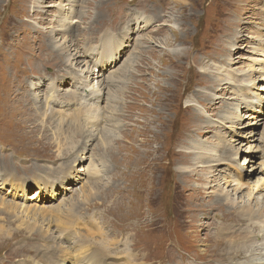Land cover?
I'll use <instances>...</instances> for the list:
<instances>
[{
  "label": "rangeland",
  "instance_id": "374dc122",
  "mask_svg": "<svg viewBox=\"0 0 264 264\" xmlns=\"http://www.w3.org/2000/svg\"><path fill=\"white\" fill-rule=\"evenodd\" d=\"M69 46L98 50L108 61L92 77L115 81L93 138L69 94ZM203 151L239 155L197 166ZM263 196L264 0H0V264L129 254L127 218L152 264L256 263L264 209L254 224L238 215Z\"/></svg>",
  "mask_w": 264,
  "mask_h": 264
},
{
  "label": "bare ground",
  "instance_id": "6f19581e",
  "mask_svg": "<svg viewBox=\"0 0 264 264\" xmlns=\"http://www.w3.org/2000/svg\"><path fill=\"white\" fill-rule=\"evenodd\" d=\"M152 11H155V13H153ZM63 12H65V11L63 10ZM63 12H61V13H63ZM157 12H158V8H155V7L151 8L150 7L149 11H148V16L152 15V16L157 18ZM65 16H66V14L64 15V17ZM73 20H74V17H73V19H71V22ZM152 22L155 23L154 18H153ZM153 23H152V25H153ZM148 25L149 24H146V27ZM104 39H105V37H104ZM104 46L106 47V53H107L106 56L110 55L112 47L117 49V44L112 42V41L104 42ZM68 48H70V50L67 51L68 52V54L66 56L67 68H65V69H68V71H75L74 73H77V75H76V82L77 83L74 85V90L70 91L69 94L73 95V97L75 99L74 104L79 106L81 108V110L84 112V115H85L84 116L85 117L84 118V122H83L84 131H86V133L89 134L88 138H91V137L93 138V137H95L96 133H98V131L100 130L99 128L105 123L104 122V118H103L102 109H100V107L98 106V103H102L104 101V98L102 97L103 88L106 87L107 89L110 90V88L115 85L114 84L115 81H113V80H99L100 75L92 77V75H93L92 73H98L99 74L100 70H97V68L104 69L105 66H106V62L108 61V59L106 57H104V59L101 60V57L98 56V53H99L98 50H90L88 53L84 52L83 54H81V52L80 53L77 52L76 49L71 50L72 49L71 46L65 47V49H68ZM61 50H64V48H62ZM73 51H74V53H73ZM85 62H87V65H88V72H86V71H78V70H76L74 68L75 66H77L79 64L86 66ZM90 63L92 65H94V67H93V69L91 71H90V66H89ZM217 74L218 75H222L223 73L221 72V70H218ZM74 77L75 76L73 74V80H74ZM226 78H227V76H226ZM222 81L225 82L226 79H222ZM74 82H75V80H74ZM106 82H109V84L106 85L107 84ZM248 82H250V81H248ZM103 83H106V84L103 85ZM225 84L229 85V86H224V88L227 89L228 87L234 85V80L232 78H230V79H228V81H226ZM88 91L90 93H89V95H86L85 92H88ZM57 101H59V98L56 95L53 96V94H51V96L49 98L45 99V102L47 104L48 103L51 104L52 102H57ZM49 109H51V111H52V108L48 107V105H47V112L50 111ZM226 120H229L228 122H230L232 119L230 117H227ZM55 121L60 122L61 120L59 119V117H56ZM232 122L233 121H231V123ZM230 153H231L230 155H226L224 157H221V156L210 157L209 155L212 154V153H209L208 151H203V154L200 153L202 155V157H200V159H198L196 161V165L197 166H205L206 164L208 165L210 163H217V165H219V164H222L225 161H229L230 162V161H235V160L238 159V155H239L238 152L234 153V151L233 152L231 151ZM204 155H206V156H204ZM207 155H208V157H207ZM235 168L239 169L240 172H238L237 175H240L241 167L237 166L236 164H234L233 165V169H235ZM86 175H88V177L96 176V169L92 165L89 166L87 171H86ZM261 190H262V188L259 187V191H261ZM257 201H258V203H257L258 210L257 211H253L252 210V211H249L247 213H241V214L238 215L239 218L243 219V221H245V222L253 223V224L255 223V221L261 222L260 220H261L262 214H263L262 210L264 209V196H263V199H262L261 203H260V198H257ZM126 222H128V224L123 229H121V233H120L119 236H120V238L122 240H124L126 238H128V240H130L129 241V246H128L129 254L138 256L139 257L138 260H143V261L146 262V264H148V263L152 264V263H150V261H152V260L148 261L149 258H147V257H149V255H147V253H146V255H142L141 253H139L137 251L138 250L137 246L134 243L135 242L134 238H136V234L134 233V229H133L134 226L131 223L129 218H127ZM262 223L264 224V221ZM239 230H240L239 233H241L239 235V237L246 238V237H244L242 235V234H244L243 229H239ZM148 232L152 233V232H155V230L151 229ZM221 235H222V233L219 232L218 228H217V231H216V233L214 235V238L211 240V245H213L214 242H217L215 237L221 236ZM64 236H65V238H67V242L70 243V241L72 240L71 236H69V235H67V236L64 235ZM263 241H264V236H263V239H261V241H259L260 243L257 242L256 246H254V250L256 249L255 250L256 252H259V251L263 252L264 251V242ZM85 244H86V242H85ZM220 245H221V243H219V245L217 246V249H216V251H218V252L221 249ZM252 246H253V244H252ZM87 248H89V245L88 246H87V244L84 245V249H87ZM98 249L99 248H97L95 250V252L93 253V256L90 257V255H89L87 257L88 259H85L87 262L86 261H82L81 264H88L90 262H95V261L99 262L100 264L108 263L109 260H112V258H116V257L123 258V260H125L127 263L133 264V260H131V257L129 256V254L128 253H124V252H120V253L116 252L115 253V252L110 250L108 253L105 252L104 256L96 258V255L100 252V250H98ZM117 249L118 248H116L115 250H117ZM241 249H244V248L242 247V248H240V250ZM118 251H121V250H118ZM211 251L212 250L209 249L207 251V255H212V257H215V252L216 251L214 253H211ZM85 252H87V250ZM134 253H137V254H134ZM121 255H124V256H121ZM217 256H219V255H217ZM146 258L148 259L147 261H146ZM194 258L200 259L199 257H194ZM166 259H167L166 260V264H169V263H171L173 261V259H170V258L169 259L166 258ZM262 261H264L263 258L260 259L258 262L252 263V264H260V263H262ZM154 264H156V262H154ZM159 264H162V263L159 262Z\"/></svg>",
  "mask_w": 264,
  "mask_h": 264
}]
</instances>
